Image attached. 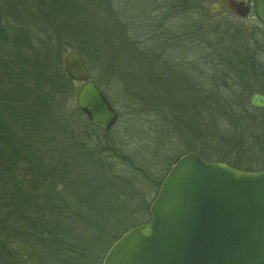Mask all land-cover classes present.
Returning <instances> with one entry per match:
<instances>
[{
  "label": "trees",
  "instance_id": "trees-1",
  "mask_svg": "<svg viewBox=\"0 0 264 264\" xmlns=\"http://www.w3.org/2000/svg\"><path fill=\"white\" fill-rule=\"evenodd\" d=\"M152 1L159 2L149 9L156 13L155 24L138 36L127 20L132 16L114 0H0L5 12L0 16V264H24L12 247L16 241L41 247L36 264H90L99 252L101 264L115 240L149 219V207L174 161L157 156L162 170L155 175L143 166L146 162L117 152L113 166L119 161L126 170L113 171V151L106 153L103 140L95 138L99 131L79 109L90 137L76 136L62 113L63 100L76 92L62 70L61 58L69 49L117 78L128 90L129 108L161 115L165 126L180 130L182 140L199 141L185 151L237 169L264 168L239 157L231 162L220 152L210 155L202 144L224 137L221 123L247 135L264 131V108L248 102L260 76L248 52L229 48V36L222 40L173 25L165 30L179 33L163 30L176 5L192 13L197 0ZM174 45L201 49L194 60L209 72L206 82L201 72L196 80L174 68L168 55ZM22 172L35 175L33 185H24ZM114 197L121 199L119 206ZM132 209L139 213L135 220L117 215Z\"/></svg>",
  "mask_w": 264,
  "mask_h": 264
},
{
  "label": "water",
  "instance_id": "water-1",
  "mask_svg": "<svg viewBox=\"0 0 264 264\" xmlns=\"http://www.w3.org/2000/svg\"><path fill=\"white\" fill-rule=\"evenodd\" d=\"M255 1L264 23V0ZM62 70L81 83L77 108L102 132L117 112L90 78L81 55L69 49ZM251 105L264 107L252 94ZM149 219L124 232L101 264H264V168L248 171L207 162L194 152L180 154L149 207ZM22 243L18 251L24 253Z\"/></svg>",
  "mask_w": 264,
  "mask_h": 264
},
{
  "label": "rangeland",
  "instance_id": "rangeland-1",
  "mask_svg": "<svg viewBox=\"0 0 264 264\" xmlns=\"http://www.w3.org/2000/svg\"><path fill=\"white\" fill-rule=\"evenodd\" d=\"M16 1V0H13ZM116 6L126 10V12L129 14L127 20L131 24V31L134 34H137L138 36L145 31V29H148L154 25L153 19L156 16V13L151 12L150 8H155L156 4L152 0H114ZM217 1V0H216ZM147 2H152L149 5ZM211 2V1H210ZM1 3V2H0ZM151 6V7H150ZM5 12L0 6V16H4ZM161 18L162 15H158ZM213 18H218L220 15L213 13L211 14ZM174 19L171 23L165 24L163 27V30L167 28V25L179 26V21ZM238 22V21H237ZM239 24V23H238ZM181 26V25H180ZM199 27V25H198ZM154 28V26H153ZM176 29V28H175ZM173 31H176V30ZM197 26L193 25L192 28H189L191 31H196ZM166 31V30H165ZM172 29L167 30L166 32L170 33L173 32ZM176 33V32H174ZM199 33H210L209 29H206L203 33L202 30H200ZM254 46V45H253ZM172 48V47H171ZM201 49L198 47H191V46H185V47H178L174 52H169L170 56V62H173L174 68L181 74H187L189 77H193L196 80H198V72L202 73L201 79L203 82H206L208 77V73L206 69H201V67L196 66L197 60H194L196 56L200 54ZM68 51V50H67ZM66 51V52H67ZM65 52V53H66ZM62 55V58L64 54ZM61 58V63H62ZM87 63L85 62L89 73L90 78L94 81L99 83V85L102 87L103 91L105 92V96L109 103L112 105V107L117 112V119L115 123L112 125L109 131L102 132L106 133V135H103L99 129H97L99 132L98 135L95 136V138L99 140H103V143L105 144V148H107L108 155L111 153V150L113 151V156L109 159L112 170H126L123 166L119 167V161H116L115 167L113 166L115 159L117 158V152H119L122 155H127L131 159L137 160V161H144L145 165H143L145 168H149L154 173L156 171L162 170V164L159 159H157V156H160L163 154L166 156V159H169L170 157H173L174 161L177 158L176 156H179L182 153H185L186 145H191L194 143H198L197 140L191 139V140H182V138L179 136L180 130L176 128L174 124L172 126L170 125H164L162 121H165L161 115H150V113H145L137 108V106H134L133 108H129L128 104L130 102L129 96L126 95L128 92L127 89L121 84H118L117 78H110L106 76L103 72V70L98 64L94 61V59H88L86 58ZM258 70L256 73H258ZM207 73V74H206ZM210 76V75H209ZM108 77V78H107ZM260 80V78L258 79ZM74 86L76 88V91L80 87L81 83L73 82ZM117 84L120 86V90L117 88ZM76 94V92H75ZM75 94L74 96L70 98H65L63 100V106H62V113L65 114L66 123H71V126L75 129L76 136H81L82 138H89L90 134L86 132V129L82 127V125L85 123L84 118L82 115H78L75 111V109H78L75 103ZM131 97V96H130ZM62 105V101H61ZM138 109V110H137ZM79 116V118L77 117ZM164 119V120H163ZM86 120L88 121L87 117ZM231 121V119H229ZM89 122V121H88ZM73 123V124H72ZM219 128L223 129L225 134L224 137H221L219 139L213 138L209 141V143H202L204 144L203 147L205 150L210 152V155L218 154L220 152V156L224 157L226 160H229L231 162L235 161L238 157L240 159H244L249 163H259V165H264V131L262 132H255L251 135H247V133L242 134L240 130H235L233 127L228 125L227 123L219 124ZM232 130L234 132H232ZM244 132V131H243ZM261 133V138L258 139L257 136ZM60 137V135L58 136ZM221 141H224L225 144H221ZM238 143V144H236ZM260 143V144H257ZM221 144V145H220ZM224 145H226L224 147ZM107 155V154H106ZM149 156V157H147ZM173 161V162H174ZM143 164V163H142ZM260 166V168L262 167ZM257 170V169H256ZM22 176L25 180L24 185L28 186L29 183L33 185L32 178L35 177V175H28L22 172ZM154 177V175H152ZM132 179L141 181L140 177L138 176H130ZM49 181H46L45 185H48ZM34 187V186H29ZM104 193L106 192V189H103ZM120 191L119 189L114 188V193L118 194ZM137 196V194L135 195ZM115 203L118 205L117 198H112ZM139 198H134L132 200L133 207H136V203ZM110 202V201H109ZM131 203V202H130ZM102 209H104L106 206L105 204H101ZM112 205V204H110ZM119 206V205H118ZM101 210V209H100ZM97 211V210H95ZM96 215H99L98 212ZM119 217L129 216L135 220L139 213L137 210L132 209L127 213V211L119 210L118 214ZM113 220V219H112ZM111 220V222H112ZM113 230H117V226L115 227V223ZM25 235V232H23ZM21 234L20 237H23L24 235ZM36 236V234H35ZM29 239V238H28ZM33 239V238H32ZM35 239V238H34ZM38 239V238H36ZM26 242H13L12 247L15 250V252H19L18 248L19 246ZM96 247V246H95ZM13 250V251H14ZM41 247L33 245V249L29 247V245L26 248V251L24 253H19L21 256V260L24 261V264H36L37 263V254H41ZM97 252V249H95ZM14 253V252H13ZM99 254V255H98ZM100 256V252L96 255H93V257L90 259V264H97L98 258Z\"/></svg>",
  "mask_w": 264,
  "mask_h": 264
},
{
  "label": "flooded vegetation",
  "instance_id": "flooded-vegetation-1",
  "mask_svg": "<svg viewBox=\"0 0 264 264\" xmlns=\"http://www.w3.org/2000/svg\"><path fill=\"white\" fill-rule=\"evenodd\" d=\"M194 7L197 11L189 13L185 12L188 10V6L177 7L176 5L177 11L172 14V17H169L170 23L176 19L179 21L178 27L183 26L185 32H190L189 28L195 25L199 32L202 30L204 33L206 29H209L210 33L218 35L222 40H226V37L229 36V48L248 52L254 65L259 69L258 74L260 75L257 77L260 80L257 79V85L250 93L248 102L253 108L263 109L264 107H255L250 103L252 94L259 93L264 96V23L256 16L255 1L197 0ZM213 13L220 16L213 18L211 16ZM173 32L179 33L178 31ZM193 32L195 33V31ZM178 47L184 46H173L175 49Z\"/></svg>",
  "mask_w": 264,
  "mask_h": 264
}]
</instances>
